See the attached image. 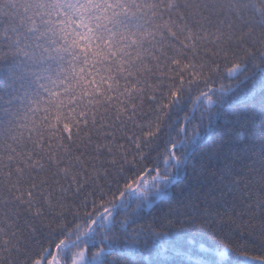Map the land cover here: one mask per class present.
I'll list each match as a JSON object with an SVG mask.
<instances>
[{"label":"snow or ice","instance_id":"1","mask_svg":"<svg viewBox=\"0 0 264 264\" xmlns=\"http://www.w3.org/2000/svg\"><path fill=\"white\" fill-rule=\"evenodd\" d=\"M0 264H264V0H0Z\"/></svg>","mask_w":264,"mask_h":264}]
</instances>
